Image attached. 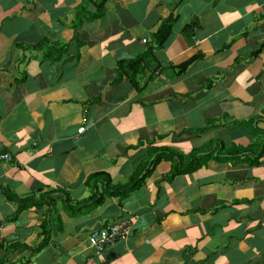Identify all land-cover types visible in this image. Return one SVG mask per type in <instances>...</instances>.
<instances>
[{"label": "crops", "instance_id": "0c3cea01", "mask_svg": "<svg viewBox=\"0 0 264 264\" xmlns=\"http://www.w3.org/2000/svg\"><path fill=\"white\" fill-rule=\"evenodd\" d=\"M93 1L0 0V264H264V154L176 176L162 160L99 206L90 197L105 183L84 185L98 172L125 184L154 147L259 149L264 0H107L87 20ZM170 15L138 90L117 65L154 46ZM121 219H132L128 240L89 247Z\"/></svg>", "mask_w": 264, "mask_h": 264}, {"label": "trees", "instance_id": "16d2710c", "mask_svg": "<svg viewBox=\"0 0 264 264\" xmlns=\"http://www.w3.org/2000/svg\"><path fill=\"white\" fill-rule=\"evenodd\" d=\"M106 1L107 0H96L95 2L93 1L94 6L96 8V12L93 13L91 16L87 17V20H92L97 17H100L102 15V11L106 4ZM82 18H85V17L78 16L77 20L81 21ZM174 21H175V18L172 15L164 19L159 25V27L155 29L156 31L153 33L152 45L154 46H149L147 50L143 52L141 55H138L135 58L127 62L125 61L120 62L117 65L119 71L131 76L130 81L133 87H136V89L139 90V87H137V83H136L137 78L133 76H136L138 73L144 72L152 64L151 61L154 59V52H155L154 47L159 48L160 46L164 44V42L167 40L168 36L171 33V28H172ZM77 24L78 23L76 21L73 24L74 40H77V34L75 33ZM191 62H193V59H189L188 61L180 65L179 68H181V70L185 69ZM250 121L252 120H249V122ZM201 131L202 130H199L196 132H201ZM261 132L264 133V130H262ZM214 144L216 145L219 144L220 146V144L222 143L216 142ZM151 145L153 146V143H151ZM254 148L256 147L250 146L248 148H243V147L237 146L231 149H227L225 147H218L217 150L211 149L208 151L207 154L200 157L204 153H202L201 151L199 152L195 151V149H193L190 152V154L186 156L170 148H165L164 150H160L159 148L154 147V149H152V151L150 152V161H148L147 163L148 167L146 168V166H141L140 168H138L136 171L132 173V175L130 176V178L125 184L113 185L107 174L98 172V173H94L93 175L89 176L86 179L84 185H85V188L93 189V188H97L98 183H101V182L105 183L104 193H101V194L94 193L90 197L93 206H99L102 203L105 196L117 197L119 201H122L123 199L128 197L131 192H134L135 190L139 189L140 187L144 185L145 180L152 174V171L154 170V168L162 160H167L171 162L172 164H176L177 167L175 168L176 169L175 172L172 173V176L187 175V174L196 172L198 169L204 166L212 158L214 159L221 158V157L240 158V156L242 155L251 154L252 156L251 158L248 157L249 162L247 164L249 166L259 165L260 164L259 159L264 154V143H261L259 145V149L256 152L253 150ZM139 169L141 171H139ZM106 225L107 223L104 224L102 227ZM39 248H41V246Z\"/></svg>", "mask_w": 264, "mask_h": 264}, {"label": "built area", "instance_id": "2783aa9c", "mask_svg": "<svg viewBox=\"0 0 264 264\" xmlns=\"http://www.w3.org/2000/svg\"><path fill=\"white\" fill-rule=\"evenodd\" d=\"M86 128L80 127L77 131L82 134ZM0 158H10L7 154L0 156ZM132 219H122L91 232L88 238V244L91 249L100 253L107 246L115 244L117 241H126L130 235L132 228Z\"/></svg>", "mask_w": 264, "mask_h": 264}, {"label": "rangeland", "instance_id": "374dc122", "mask_svg": "<svg viewBox=\"0 0 264 264\" xmlns=\"http://www.w3.org/2000/svg\"><path fill=\"white\" fill-rule=\"evenodd\" d=\"M207 148L210 149V146H208ZM211 149H212V148H211ZM211 149H210V150H211ZM249 157H250V156H249ZM250 158H251V157H250Z\"/></svg>", "mask_w": 264, "mask_h": 264}, {"label": "clouds", "instance_id": "9594fccd", "mask_svg": "<svg viewBox=\"0 0 264 264\" xmlns=\"http://www.w3.org/2000/svg\"><path fill=\"white\" fill-rule=\"evenodd\" d=\"M122 220V219H121ZM119 221V220H118ZM102 228V227H101ZM100 229V228H99ZM96 230H98V229H96ZM128 240V239H127Z\"/></svg>", "mask_w": 264, "mask_h": 264}]
</instances>
